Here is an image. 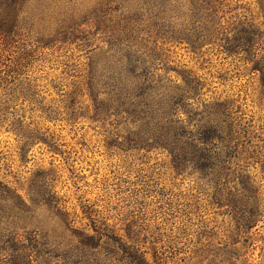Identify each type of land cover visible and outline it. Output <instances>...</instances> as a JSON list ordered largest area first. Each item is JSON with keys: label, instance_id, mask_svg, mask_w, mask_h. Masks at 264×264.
<instances>
[{"label": "trees", "instance_id": "trees-1", "mask_svg": "<svg viewBox=\"0 0 264 264\" xmlns=\"http://www.w3.org/2000/svg\"><path fill=\"white\" fill-rule=\"evenodd\" d=\"M237 1L0 0V131L28 173L19 192L0 154V264H247L264 239V0H248L255 14ZM177 48L196 70L174 62ZM51 64L61 70L48 79ZM240 77L234 92L212 85ZM81 119L117 158L99 209L54 130ZM35 148L48 166L27 167Z\"/></svg>", "mask_w": 264, "mask_h": 264}, {"label": "rangeland", "instance_id": "rangeland-1", "mask_svg": "<svg viewBox=\"0 0 264 264\" xmlns=\"http://www.w3.org/2000/svg\"><path fill=\"white\" fill-rule=\"evenodd\" d=\"M83 9H90L96 2V0H81ZM237 1V0H236ZM238 3L246 4L248 3V0H238ZM250 4V5H249ZM250 8L251 12L255 14V9L253 3L250 1L248 5H246ZM78 53V52H77ZM76 53V54H77ZM172 59L176 64L182 65L185 64L186 67L197 69L198 66L195 64V60H193L189 54H187L183 49H176L175 53L172 54ZM212 66L214 65L216 68L220 67V65L216 64L217 60L214 59V56L211 57ZM77 62L81 63V66L79 67L80 70H83L85 67L82 65L83 62H85V58L83 56H79ZM54 68H47V78H51L52 75H57L61 68H57L54 64L50 65ZM211 66V69H212ZM213 66V69H215ZM201 71V70H198ZM211 80V79H210ZM246 82V77H240L239 79H233V86H231L228 82L219 85L218 83H212V85L217 86L216 92H221L222 90H226L231 92L235 91L236 87L235 85L238 83ZM247 89V97H246V107L248 110L257 111L256 104L252 103L251 101L254 100L252 88L249 86H246ZM61 124V125H60ZM61 126V127H60ZM82 126V128H80ZM70 127L64 123H59L54 126L55 133L60 136V138L67 144L69 148H72L76 151V154L74 155L75 162L74 167L78 169L79 174L83 175V180L78 184L81 185V191H83V196L85 198H88L91 201H96L99 209V205H101L103 202H99V197L101 194H103L102 191V182L104 178H109V170H110V162H113L114 160H117V158H110L107 153L106 149L103 146L102 136L99 133V127H96V124L90 123L86 119H81L76 126H73L72 129H69ZM85 142L87 148H81L79 142ZM15 148H16V142L14 139V136L10 132H6L4 130L0 131V154H3L6 156V162L11 167L9 168V176L6 178L8 180L13 181V179L17 180V183H15V186L19 188V192H22L20 190V186L24 187V181L25 178L28 176V173L26 172V168L18 166V163L16 160L15 155ZM34 153V160L33 162H30L27 167L34 166V165H42L44 167L48 166V153L45 151H38L36 148L33 150ZM154 155H152V158ZM158 159H164L166 160L165 154L160 153L157 155ZM33 164V165H31ZM55 169L59 171V174L61 177L59 178L58 182L56 183V188L59 190V193L61 195H64V198L67 200V207H74V209H77V201L74 193V188L70 180L67 179V172L64 168V165L60 163V161H54L53 163ZM163 171V170H162ZM3 173H5V170L2 168L0 170V175L3 176ZM0 176V177H1ZM12 176H15L13 178ZM162 177L165 180L166 183H168V174L164 173ZM14 184V183H13ZM84 184V185H82ZM190 186L188 181H184L179 186V191L182 192V194H187L190 191ZM207 220V226L212 227L214 225L219 226L220 229L217 231L220 233L221 230H223L225 224H223V217L219 215H214L212 213V210H209L206 212V214L203 216ZM257 237H263L264 238V230H261L259 234L254 236ZM257 246L252 249L250 258L247 262V264H264V239L263 241H257ZM239 264V262L237 263Z\"/></svg>", "mask_w": 264, "mask_h": 264}]
</instances>
